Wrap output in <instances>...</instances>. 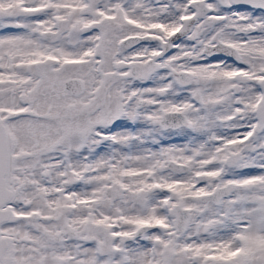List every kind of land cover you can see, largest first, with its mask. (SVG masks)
<instances>
[{
  "label": "snow or ice",
  "instance_id": "snow-or-ice-1",
  "mask_svg": "<svg viewBox=\"0 0 264 264\" xmlns=\"http://www.w3.org/2000/svg\"><path fill=\"white\" fill-rule=\"evenodd\" d=\"M0 264H264V0H0Z\"/></svg>",
  "mask_w": 264,
  "mask_h": 264
}]
</instances>
